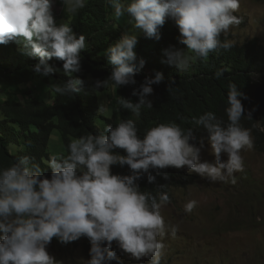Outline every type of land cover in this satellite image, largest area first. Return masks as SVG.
I'll list each match as a JSON object with an SVG mask.
<instances>
[{"label": "clouds", "instance_id": "9594fccd", "mask_svg": "<svg viewBox=\"0 0 264 264\" xmlns=\"http://www.w3.org/2000/svg\"><path fill=\"white\" fill-rule=\"evenodd\" d=\"M55 0H0V45L14 42L22 53L38 56L33 71L43 77L63 70L67 82L55 86L61 96L77 95L85 80L82 52L86 37L77 36L68 23L57 24L53 15ZM70 13L86 6V0H62ZM119 19L125 14L148 38L159 39V28L171 18L179 28L186 53L171 50L167 62L178 69L187 68L196 59L206 60L211 52L233 47L227 38L232 26L241 24L235 15L240 0H108ZM223 34L224 39H221ZM138 36L125 33L107 50V60L113 66L104 80H96L92 90L110 85L120 88L136 85V74L145 62L137 63L134 51ZM191 52L195 55H188ZM178 58L179 61H178ZM62 61V69L52 60ZM223 75L217 72L219 79ZM164 80L162 73L146 78L138 90L139 102L121 97L120 106L139 117L144 107L152 108L149 97L153 85ZM228 123L223 126L215 113L205 112L193 122L208 135L213 162H201L203 140L197 139L192 128H182L175 122L159 124L138 135L134 120H122L116 127L108 125L100 135H88L72 140L67 156L50 157L47 167L50 178L39 165H28L25 157L19 163L0 171V264H64L48 252L53 238L68 244L87 237L90 259L84 264H111L117 260L113 241L118 248L140 261L161 264L166 254L163 237H175L176 225L166 223L161 209L170 202L166 192L153 195L141 191L138 181L147 174L148 183L156 179L150 170L169 167L186 168L209 181L236 182L234 173L242 171V150L254 146L251 129L241 125L245 108L236 83L228 85ZM108 111L101 103L98 113ZM252 118L251 112L247 114ZM123 150V153L117 151ZM227 155V160L222 159ZM128 166L129 175L113 174L112 167ZM165 179L168 176L165 175ZM198 201L186 202V212H192Z\"/></svg>", "mask_w": 264, "mask_h": 264}, {"label": "trees", "instance_id": "16d2710c", "mask_svg": "<svg viewBox=\"0 0 264 264\" xmlns=\"http://www.w3.org/2000/svg\"><path fill=\"white\" fill-rule=\"evenodd\" d=\"M126 1V0H125ZM65 4L57 0L53 9L54 18H64L77 36L86 37V48L82 52V71L77 74L85 80L84 86L77 95L61 96L55 92L57 84L69 80L61 70L49 77L36 74L32 69L39 57L22 53L18 45L10 42L0 45V171L28 158V165H39L50 178L51 169L47 167L50 159L49 143L55 130L60 131L66 154H69V143L89 133L100 135L111 125L116 127L122 120L132 119L138 127V135L143 137L147 130L159 124L175 122L182 128H192L198 141L208 143V135L202 127H197L193 118L205 112L215 113L217 120L226 126L228 117V85L236 83L239 91L246 97L242 99L245 108L241 125L251 129L255 148L264 153V43L251 39L243 44H233L230 49H219L211 52L206 60L196 59L187 68L178 69L167 62L166 53L171 50L186 53L187 46L182 44L178 26L171 18L159 28V39L148 38L142 33L135 48L137 63L145 62L144 67L136 74V85L120 88L109 86L92 90L96 80L106 79L112 70L107 60L106 50L123 35V29L111 18L113 8L108 0H86V6L70 17L65 12ZM221 39L224 36L221 35ZM188 55H195L188 52ZM180 58H178L179 61ZM62 69V61L52 60ZM222 72L217 79L215 74ZM162 73L164 80L153 85V94L149 99L152 108L144 107L139 117L123 109L119 104L121 97L139 102L138 90L146 78H154ZM39 80L54 97L52 104L46 105L30 94L23 101L17 99L22 93L16 90L24 83ZM106 95L109 116L98 113L99 96ZM251 112L252 118L247 114ZM104 119V129L98 125V118ZM121 154L123 150L117 149ZM156 177L148 183L147 174L138 181L141 191H150L153 195L166 192L172 198L174 190L187 189L196 184L199 177L180 169L169 167L161 170H150ZM113 174L129 175L128 166L112 167ZM165 175L168 179H165ZM1 235V234H0ZM81 246L89 256L90 242L87 237L68 244H61L53 238L48 247L69 253ZM113 250H118L113 241ZM90 257V256H89ZM111 264H122L114 260Z\"/></svg>", "mask_w": 264, "mask_h": 264}, {"label": "rangeland", "instance_id": "374dc122", "mask_svg": "<svg viewBox=\"0 0 264 264\" xmlns=\"http://www.w3.org/2000/svg\"><path fill=\"white\" fill-rule=\"evenodd\" d=\"M56 3L57 0L53 9ZM64 10L72 17L73 13L67 10L66 5ZM235 15L242 22L232 26L227 34L233 44L240 45L251 39L264 43V0H240ZM111 18L123 29V34H135L139 42L142 32L134 27L135 22L129 15L117 19L113 10ZM54 19L58 25H71L64 18ZM16 90L22 93L17 97L19 101L30 94L46 105L52 104L54 100L39 80L32 84L24 83ZM109 92L107 89L102 99L99 96L100 104L107 101L106 95ZM108 114L106 111L105 116ZM97 122L104 129V119L99 117ZM49 153L50 157L67 156L58 130L51 136ZM210 153L211 146L207 143L202 150L201 162H213L214 156ZM241 155L244 167L242 171L234 173L235 183L231 179L228 182H212L186 168L180 169L198 176L199 180L187 189L174 190L171 201L161 209L165 222L178 228L175 237L170 234L163 237L166 254L161 264H264V153L258 152L254 144L252 149L242 150ZM227 158L226 154H222L223 160ZM190 200H196L198 204L192 212H186L184 206ZM116 248L118 260L122 264H150L147 259H131L117 244ZM47 250L57 260L64 261V264H84L85 260L90 259L81 246L69 253L51 247Z\"/></svg>", "mask_w": 264, "mask_h": 264}]
</instances>
